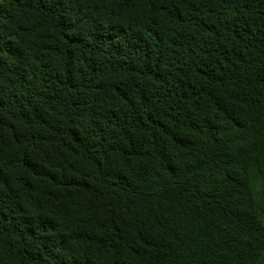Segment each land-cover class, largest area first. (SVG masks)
<instances>
[{"label": "trees", "instance_id": "16d2710c", "mask_svg": "<svg viewBox=\"0 0 264 264\" xmlns=\"http://www.w3.org/2000/svg\"><path fill=\"white\" fill-rule=\"evenodd\" d=\"M0 264H264V0H0Z\"/></svg>", "mask_w": 264, "mask_h": 264}]
</instances>
